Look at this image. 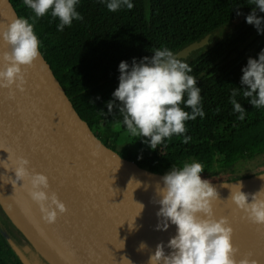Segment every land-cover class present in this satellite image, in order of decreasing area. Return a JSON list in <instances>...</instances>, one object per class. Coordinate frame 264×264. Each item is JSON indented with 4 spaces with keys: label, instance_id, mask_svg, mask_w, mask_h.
Returning <instances> with one entry per match:
<instances>
[{
    "label": "trees",
    "instance_id": "1",
    "mask_svg": "<svg viewBox=\"0 0 264 264\" xmlns=\"http://www.w3.org/2000/svg\"><path fill=\"white\" fill-rule=\"evenodd\" d=\"M12 2L19 16L33 24L40 48L79 114L114 149L115 141L124 144L123 133L130 135L118 106L111 114L107 109L119 85L120 62L131 65L133 58L139 62L164 47L176 54L207 35L221 33L242 17L187 63L201 89L205 112L203 118L185 122L184 135L191 140L184 143L183 136L174 135L155 150L122 155L163 174L172 167L199 162L204 166L202 179L210 182H235L264 174V108H254L239 89L245 87L241 77L248 59L258 60L264 50V34L246 22L254 7L251 0H130L131 10L125 6L116 12L107 9L109 0H78L76 10L83 19L73 20L63 31L50 12L35 18L23 0ZM237 8L242 13L239 16ZM257 15L264 18L258 9ZM233 89L245 109L243 121L231 103ZM181 107L191 112L184 104ZM0 247L10 248L2 234Z\"/></svg>",
    "mask_w": 264,
    "mask_h": 264
},
{
    "label": "water",
    "instance_id": "2",
    "mask_svg": "<svg viewBox=\"0 0 264 264\" xmlns=\"http://www.w3.org/2000/svg\"><path fill=\"white\" fill-rule=\"evenodd\" d=\"M17 17L12 0H0V28ZM208 40L209 35L174 55L185 58ZM5 51L10 46L0 38V57ZM25 79L24 91L15 86L11 93L0 89V202L32 246L48 264H147L160 243L169 254L167 244L176 226L156 230L161 206L154 202L156 184L162 186L165 174L124 157L93 131L41 48ZM19 157L30 161V172L48 177L46 191L55 192L66 205L67 212L55 223H45L23 181H13L15 172L10 169ZM249 179L211 182L218 192L213 212L216 219L226 217L233 228L236 259L264 264V226L250 222L228 193L220 191L223 184ZM141 242L147 248L138 251Z\"/></svg>",
    "mask_w": 264,
    "mask_h": 264
},
{
    "label": "clouds",
    "instance_id": "3",
    "mask_svg": "<svg viewBox=\"0 0 264 264\" xmlns=\"http://www.w3.org/2000/svg\"><path fill=\"white\" fill-rule=\"evenodd\" d=\"M251 3L254 7L246 16V22L264 34V18L257 15V9L264 12V0H251ZM23 4L34 12L35 18L50 12L53 18L59 19V31L71 26L73 20L83 19L76 10L78 0H23ZM106 6L110 12L125 6L129 10L134 7L130 0H109ZM235 11L237 16L242 14L238 8ZM0 38L10 46V51L0 57L3 61L0 89H8L11 93L15 86L24 91L26 70L39 56L40 41L34 26L27 18H14L6 27L0 28ZM119 72V85L112 94L114 99L107 102V109L111 114L118 106L131 136L147 138L146 142L153 150L174 135L183 136L184 143L191 140L190 136L184 135L187 131L185 122L203 118L205 112L201 107V89L197 87L195 77L189 74L192 68L186 62L164 47L139 62L133 58L131 65L121 61ZM242 72L241 85L245 87L239 89L243 97L248 98L254 108H264V50L259 53L258 60L249 58ZM237 94V89H233L231 103L234 111L240 113L238 119L243 121L245 109L235 99ZM181 104L191 112L185 111ZM29 164L27 158H17L15 167L10 169L15 172L12 180L15 184L23 181L22 186L27 187L31 200L39 206L44 222L53 224L59 214L67 212V207L55 192L49 195L46 191L49 189L48 177L30 172ZM203 172L201 163H186L179 168L172 167L163 175L162 186L159 182L156 184L154 202L161 206L156 213L160 218L156 230L167 231L171 224L176 226V235L167 244L172 251L165 254V245L157 244L147 264H257L248 258L236 259L239 249L232 242L233 228L226 217L215 218L213 203L218 199V192L209 180L202 179ZM242 187V183L236 184L229 199L250 222L264 226V188L256 194H248L241 190ZM139 205L142 211L144 206ZM146 248L147 245L141 242L137 250Z\"/></svg>",
    "mask_w": 264,
    "mask_h": 264
},
{
    "label": "rangeland",
    "instance_id": "4",
    "mask_svg": "<svg viewBox=\"0 0 264 264\" xmlns=\"http://www.w3.org/2000/svg\"><path fill=\"white\" fill-rule=\"evenodd\" d=\"M230 28L228 29L226 27L224 31H222L221 33L210 34L209 40L205 46L212 45L217 38H219L220 36H223L225 32H227V30H230ZM262 38H264V35ZM205 46L192 51L187 57L180 58V59L186 63L190 62L192 59H194L195 57L199 55L201 49L204 48ZM121 138L124 144H121V141L117 140L113 143V146L116 148V150L119 153L124 154L126 156L132 157V155L135 154L136 152L150 149L149 144L146 142L147 138L133 137L126 133H123L121 135ZM0 207H2L1 202H0ZM0 212L2 213L1 210ZM4 216H5L4 219L0 218V233H2L7 238V240L11 244V247L16 250V248L19 247V243L21 242L20 239L23 235V232L20 230L18 225L15 223V221L10 217L8 213L4 214ZM33 259H34V254L33 252H31L30 261H32ZM38 264H43V263L39 261Z\"/></svg>",
    "mask_w": 264,
    "mask_h": 264
},
{
    "label": "flooded vegetation",
    "instance_id": "5",
    "mask_svg": "<svg viewBox=\"0 0 264 264\" xmlns=\"http://www.w3.org/2000/svg\"><path fill=\"white\" fill-rule=\"evenodd\" d=\"M0 210L2 211V213L0 212V218L4 219V214H6L7 211L4 210L3 207H0ZM2 236L9 243L10 248L0 247V264H38L39 261L43 264H48L39 251L32 246L24 234L22 235L20 239L21 242L16 250L11 247L10 242L3 234ZM31 252L34 254V259L32 261H30Z\"/></svg>",
    "mask_w": 264,
    "mask_h": 264
},
{
    "label": "bare ground",
    "instance_id": "6",
    "mask_svg": "<svg viewBox=\"0 0 264 264\" xmlns=\"http://www.w3.org/2000/svg\"><path fill=\"white\" fill-rule=\"evenodd\" d=\"M261 177H264V175L259 176L257 178L254 179H249V180H245L242 181L240 183H242L243 187H242V191L248 194H256L257 192H259L262 188H264V179H261ZM235 184H229L227 185L228 187H222L220 186V191L222 193H228L229 196H231V189L233 191H235ZM249 198H251V195L249 196Z\"/></svg>",
    "mask_w": 264,
    "mask_h": 264
}]
</instances>
